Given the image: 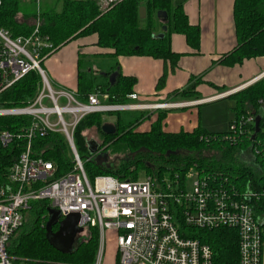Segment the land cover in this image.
<instances>
[{
    "label": "trees",
    "instance_id": "trees-1",
    "mask_svg": "<svg viewBox=\"0 0 264 264\" xmlns=\"http://www.w3.org/2000/svg\"><path fill=\"white\" fill-rule=\"evenodd\" d=\"M186 0H124L105 12H101L97 3L90 0H57L46 7L39 6L41 35L48 38L55 53L62 46L79 38L97 36V46L111 50V58L148 57L170 62L176 65L179 55L172 53L169 46V35L173 32L185 36L192 48L199 45V29L189 24L183 12ZM145 9V17L140 18L139 9ZM164 13L166 19H158L156 15ZM36 18L35 3H24L22 0H1L0 28L7 30L12 38L28 36L32 32V23ZM233 20L237 46L225 55L220 63L226 66L241 64L244 60L264 58V0H235ZM166 27L163 32L162 28ZM162 39H156L159 34ZM52 53V54H53ZM51 54V55H52ZM50 55V56H51ZM43 65V64H42ZM117 74L113 85L108 77ZM166 74L158 82L162 86ZM198 82L192 84L181 93L174 92L170 99L184 97L187 100H198L194 92ZM135 80L123 77L118 64L106 72L78 73V88L75 94L80 103H85L89 95L107 96L104 103L108 106L129 104L128 96L133 94ZM41 89L37 73L30 72L10 88L0 93V109L25 108L35 99ZM228 98L236 99L235 118L249 110H257V102L264 99V78L247 89ZM169 111H160L155 121L146 132L138 128L149 117L140 112L133 114L128 120L121 119L120 112L91 114L84 117L73 133V145L78 157L89 159L84 171L89 180L97 176H114L119 180H136V167L146 170L158 185L164 180L177 179L180 188L190 170L227 177L229 181L238 180V188L246 189L251 182L255 189L264 180V159L254 157V166L248 167L238 161L241 153L253 151L254 142L250 136L237 143L225 140L230 132L210 134L197 127L191 131L168 133L163 131V122ZM137 113V112H136ZM115 117L112 124L116 129L114 135H104L102 118ZM32 119L22 117H0V133L8 132L15 136L30 126ZM232 123V122H231ZM230 123V124H231ZM229 124V125H230ZM97 131L100 142L87 141L89 131ZM262 139V138H258ZM93 143L90 146V143ZM97 146L96 154L91 148ZM26 141L14 138L4 147L0 143V183L6 182L9 168L16 162L24 150ZM34 158H42L51 163L54 179L68 174L74 167L73 156L65 138L60 133H47L44 137H36L31 141ZM175 153V154H173ZM97 154L108 157H123L113 162L111 169H104L91 162ZM169 154V155H167ZM111 163V162H110ZM257 214L264 216V203L257 205ZM47 201L30 204L29 215L21 227L22 231L12 242L11 255L26 261H58L67 264H93L98 248V232L89 228L78 237L71 252L63 253L52 246L47 238L45 225L48 220ZM20 229V230H21ZM57 227L53 228V232ZM201 243L207 244L213 251V264H238V236L230 229H215L198 233ZM197 236V235H195ZM264 242V234H262ZM116 257V256H115ZM117 260V258H116Z\"/></svg>",
    "mask_w": 264,
    "mask_h": 264
},
{
    "label": "built area",
    "instance_id": "built-area-1",
    "mask_svg": "<svg viewBox=\"0 0 264 264\" xmlns=\"http://www.w3.org/2000/svg\"><path fill=\"white\" fill-rule=\"evenodd\" d=\"M90 1L105 12L124 0ZM22 2L35 3L36 18L28 36L12 38L0 28V93L30 72L38 74L41 89L25 108L0 109V117L32 119L30 126L15 136L0 133L4 147L14 138L26 141L24 150L7 172L6 182L0 183V264H67L26 261L11 255L12 239L21 229L30 204L41 201H47L49 209L59 213L60 220L77 214L81 235L89 228L97 230L98 248L93 264H102L106 232L113 233L115 238L117 264H213V251L201 243L198 233L219 228L237 233L238 264H262L264 216H258L257 205L264 203V180L255 189L248 182L246 189L241 190L238 180L232 182L227 177L194 169L187 173L184 189L176 178L164 180L160 185L150 176L143 182L112 176H97L92 181L87 178L73 145L74 130L84 117L123 110H165L187 104L108 106L104 103L107 96L92 94L85 103H79L74 93L55 91L42 68L54 47L41 35L40 0ZM257 79L216 98L239 93ZM128 100L136 102L138 96L133 93ZM257 118L260 121L256 133ZM228 131L230 135L225 140L231 143L249 136L254 142L253 151L240 154L250 158L248 167L254 166V157L264 159V99L257 102V110L235 118ZM50 132L63 135L73 156V169L58 179H54L51 163L34 158L31 151V141Z\"/></svg>",
    "mask_w": 264,
    "mask_h": 264
},
{
    "label": "crops",
    "instance_id": "crops-1",
    "mask_svg": "<svg viewBox=\"0 0 264 264\" xmlns=\"http://www.w3.org/2000/svg\"><path fill=\"white\" fill-rule=\"evenodd\" d=\"M234 1L186 0L184 2L183 12L189 24L199 29V45L197 48H192L185 36L172 32L169 35L170 50L179 55L175 66L170 62L164 63L148 57L111 58L109 55L112 51L99 48L97 36L92 35L71 41L49 56L43 63L45 74L52 85L76 94L79 72L104 73L117 63L123 77H132L135 80L133 93L138 96L136 101L139 102L138 104H187L164 110L175 112L169 117L166 116L163 122L164 132L191 131L200 125L194 115L187 116L186 110L200 106L197 103L212 101L219 95L251 83L264 73V58L244 60L241 64L232 67L220 63L222 58L237 46L233 20ZM93 67L97 70L94 71ZM164 73L166 77L162 86L158 88V82ZM195 82H198L194 90L198 100H187L179 96L170 99L172 93L176 91L181 93ZM160 111L163 110L142 112L146 114L149 112L145 114L149 118L138 130L148 131ZM115 252L116 246L114 255ZM109 264H117V260ZM262 264H264V242Z\"/></svg>",
    "mask_w": 264,
    "mask_h": 264
},
{
    "label": "rangeland",
    "instance_id": "rangeland-1",
    "mask_svg": "<svg viewBox=\"0 0 264 264\" xmlns=\"http://www.w3.org/2000/svg\"><path fill=\"white\" fill-rule=\"evenodd\" d=\"M55 1H57V0H40L39 6L42 5L43 7H46L50 4H53ZM97 6H98V4H97ZM98 8H99V6H98ZM99 10H100V8H99ZM98 62H100V61H98ZM42 68L44 70V65H42ZM93 70L96 71L97 68L93 67ZM263 78L264 77L257 80L255 83L262 80ZM47 79H48V77H47ZM48 81H49V79H48ZM51 85H52V83H51ZM52 87L57 92L67 91L61 87H57L54 85H52ZM138 103L139 102H129V104H138ZM235 108H236V99L227 97V98H222V99H219L216 101H211L209 103H205V104H202V105L197 106V107H192L190 110H186V112L188 113L187 116H190V115L193 116L194 115L196 117V120H197L198 124L200 125L201 129L205 130L207 133H210V134H218V133H223V132L228 131L229 124L235 120V113H236ZM148 111H151V110H148ZM118 112H120L119 116L121 117V119H124V120L130 119L133 114L138 115V116L140 114V112L136 113V112L124 111V110L118 111ZM141 112H145V111H141ZM173 113H175V112L167 113L168 117L173 115ZM155 114H157V112ZM115 117L116 116H114V117L105 116L104 118H102V120L105 123L113 124L115 121ZM189 122L193 123V121H189ZM168 129H170V128H168ZM86 140L87 141L94 140L96 142H100V137H99L97 131L92 130V131H89L87 133ZM86 158L87 157H85L84 159H81L82 163L84 164L85 167L87 165L91 166L90 164H87ZM121 158H123V157L110 156V157H108V160L110 162H116L117 163V161H119ZM238 161L240 163L246 165V166H248L251 163L250 158L244 157L243 155L238 156ZM135 173H136V180L135 181H137V182H143L146 180L147 177H149L147 175L146 170H144L141 166L136 167ZM126 176L128 178L127 180H131L132 174L129 173ZM112 177H114V176H112ZM90 181H92V180H90ZM186 184L188 187V182H186ZM27 214H30V212L28 211ZM25 218H26V221L29 218L32 219V215H29V216L26 215ZM21 231H22V229L19 230V233ZM18 234L14 237V239L18 236ZM13 240H12V242H13ZM12 242H11V248H12ZM114 249H115V238L113 236V233L106 232L105 233L104 256H103L102 264H109L112 262L114 263V261H116V257L114 255Z\"/></svg>",
    "mask_w": 264,
    "mask_h": 264
},
{
    "label": "water",
    "instance_id": "water-1",
    "mask_svg": "<svg viewBox=\"0 0 264 264\" xmlns=\"http://www.w3.org/2000/svg\"><path fill=\"white\" fill-rule=\"evenodd\" d=\"M139 16H140V18L145 17V9L144 8L139 9ZM156 17L158 19H160V18H162L163 20L166 19V15L164 13H161V14L158 13L156 15ZM162 31L163 32L166 31L165 26L162 28ZM155 38L156 39H162L163 34L161 33V34L157 35ZM262 77H264V75H261L260 77H258L257 80L261 79ZM116 78H117L116 73L111 74L108 77L109 83L111 85H113ZM215 100H219V98L213 99L212 101H215ZM209 102H211V100L206 102V103H209ZM197 104L201 105V104H205V103H197ZM259 121H260V118H257L256 122H255V132L256 133L258 132ZM101 131L104 135L116 134L115 127L109 123L102 125ZM253 138H254V136H253ZM92 144L93 143L91 142L90 146H92ZM90 150H91V153L93 155H95L96 151H97V146L94 145ZM173 154H175V153H173ZM167 155H169V154H167ZM107 160H108L107 154H97L95 157H93L91 162H94L99 167L100 166H106V168L109 170L112 168L113 163H109L106 165ZM47 214H48V220H47L46 225H45V230H46L47 238H48L50 244L52 246H54L55 248H57L58 250L62 251L63 253L71 252V250L73 249L74 245L76 244V242L78 240V237L83 233V230L78 227L79 216L77 214H72L63 220H60L59 213L52 210V209H48ZM54 227H57L56 232H53Z\"/></svg>",
    "mask_w": 264,
    "mask_h": 264
},
{
    "label": "flooded vegetation",
    "instance_id": "flooded-vegetation-1",
    "mask_svg": "<svg viewBox=\"0 0 264 264\" xmlns=\"http://www.w3.org/2000/svg\"><path fill=\"white\" fill-rule=\"evenodd\" d=\"M109 163H110V161H109V160H107V163H106V165H107V164H109ZM111 163H113V162H111ZM100 167H101V168H104V169H107V168H106V166H100ZM55 232H56V231H55Z\"/></svg>",
    "mask_w": 264,
    "mask_h": 264
}]
</instances>
